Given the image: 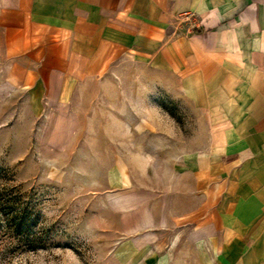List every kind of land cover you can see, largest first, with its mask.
Here are the masks:
<instances>
[{"label":"crops","instance_id":"1","mask_svg":"<svg viewBox=\"0 0 264 264\" xmlns=\"http://www.w3.org/2000/svg\"><path fill=\"white\" fill-rule=\"evenodd\" d=\"M0 49L4 81L40 105L75 108L97 79L177 101L179 121L135 100L165 113L154 233L195 238L196 264H264V0H0ZM143 120L136 135H160ZM136 141L107 169L113 185L154 174ZM153 239L145 263H169Z\"/></svg>","mask_w":264,"mask_h":264},{"label":"rangeland","instance_id":"2","mask_svg":"<svg viewBox=\"0 0 264 264\" xmlns=\"http://www.w3.org/2000/svg\"><path fill=\"white\" fill-rule=\"evenodd\" d=\"M1 60L0 264H147L154 234L159 251L170 253L167 264H196L194 234L187 240L179 231L154 233L150 223L153 194L163 187L165 113L155 107L154 114H141L135 100L149 108L158 100L176 121L188 112L163 95L133 96L131 81L111 79L89 81L90 95L75 108L40 105L4 81ZM117 88L124 95L116 96ZM141 119L160 135L147 137L145 129L136 135ZM133 139L155 151V172L118 187L107 169L117 154L130 152ZM134 243L141 244L139 253Z\"/></svg>","mask_w":264,"mask_h":264}]
</instances>
